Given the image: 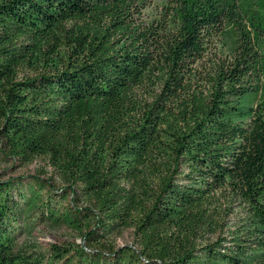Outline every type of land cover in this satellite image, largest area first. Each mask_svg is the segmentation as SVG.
I'll return each mask as SVG.
<instances>
[{
    "label": "trees",
    "instance_id": "trees-1",
    "mask_svg": "<svg viewBox=\"0 0 264 264\" xmlns=\"http://www.w3.org/2000/svg\"><path fill=\"white\" fill-rule=\"evenodd\" d=\"M151 5L0 0V137L8 157L51 155L65 183L0 175V264H264V98L251 100L264 97V0H167L143 29L135 12ZM68 20L80 24L66 60L19 78ZM192 80L204 88L190 92ZM146 81L158 93L140 115L132 94ZM101 101L114 104L109 119ZM69 121L81 122L73 152L56 137ZM222 188L252 218L202 241ZM132 218L137 244L108 243ZM92 220L83 244L16 250L37 222Z\"/></svg>",
    "mask_w": 264,
    "mask_h": 264
},
{
    "label": "rangeland",
    "instance_id": "rangeland-1",
    "mask_svg": "<svg viewBox=\"0 0 264 264\" xmlns=\"http://www.w3.org/2000/svg\"><path fill=\"white\" fill-rule=\"evenodd\" d=\"M167 0H152V5L143 10L142 13L135 12L137 25L144 29L152 23L158 22L162 18L163 5ZM80 22L66 21L64 25L57 30V36L49 39L44 44L42 52L38 53L29 61H25L18 67V77H32L40 71L53 69L56 65L63 63L69 56L70 45L74 43L71 39L78 32ZM121 42V41H120ZM259 49L264 54V36L259 42ZM56 64V65H55ZM198 86L200 88L198 89ZM204 85H200L197 81L192 80L190 92L203 89ZM158 93V87L146 81L143 86L137 88L133 94V103L138 108V114L142 115L148 110L149 105L154 102L155 94ZM264 97L258 94L251 98L252 104L256 106ZM94 110L104 119H109L113 114L114 104L111 102H98ZM84 111L80 109L78 113ZM80 121H69L65 124L60 134L56 135L61 143L67 146L70 151L78 149L75 138L80 135L78 124ZM83 123V121H82ZM83 139V138H82ZM7 147L0 137V175L4 178L12 176H41L50 179L54 186L61 188L65 186L57 169L51 162V155L41 153L37 155L32 162H25L20 159L8 157ZM97 156V155H96ZM97 159L89 161L90 164H97ZM68 198L64 204H68ZM80 206L90 207L89 202H84ZM206 214H209V225L205 226L202 231L200 240H215L219 235L228 237L233 231L241 225L247 223L252 218V212L245 207L243 202L230 191L229 188H222L212 194L210 201L206 204ZM95 226V220L82 227H70L65 224H53L47 222H37L26 230L17 240L16 250L37 252V254H50L53 245L69 246L70 244L84 243L82 235ZM137 238V221L135 218L129 219L127 224H123L120 228L107 238V242L117 247L123 245H136ZM47 254V256H49Z\"/></svg>",
    "mask_w": 264,
    "mask_h": 264
}]
</instances>
